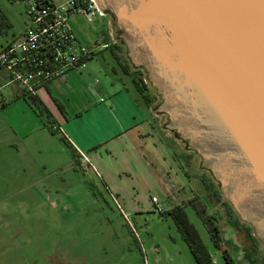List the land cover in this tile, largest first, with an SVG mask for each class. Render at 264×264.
<instances>
[{
  "label": "rangeland",
  "instance_id": "rangeland-1",
  "mask_svg": "<svg viewBox=\"0 0 264 264\" xmlns=\"http://www.w3.org/2000/svg\"><path fill=\"white\" fill-rule=\"evenodd\" d=\"M0 18L1 50L21 38L28 21L23 3L15 0H0ZM69 23L85 44L98 38L102 26L82 15ZM97 54L85 62L87 68L68 70L37 88L39 101L20 93L16 84L0 89V264H197L170 212L174 207L183 210L212 264H225L224 248L235 264H264V247L253 244L233 218L231 223L197 156L193 168L185 169L189 180L184 178L181 186L174 175H179L178 169L171 170L162 158L141 171H134L119 152L111 158L103 156L108 167L99 165L92 150L87 153L89 161L82 156L74 161L73 149L63 138V121L83 111L76 119L84 128L101 125L102 115L94 107L76 109H84L87 99L103 98L99 104L106 105L110 96L92 85L123 77L116 67L117 73L111 69L115 65L108 50ZM91 65L95 67L89 69ZM144 149L149 157L148 148ZM153 173L167 177L174 187L171 193L164 191L162 183L151 181ZM183 195V201L170 207ZM208 225L218 229L219 248ZM224 240L231 244L226 247Z\"/></svg>",
  "mask_w": 264,
  "mask_h": 264
},
{
  "label": "water",
  "instance_id": "water-1",
  "mask_svg": "<svg viewBox=\"0 0 264 264\" xmlns=\"http://www.w3.org/2000/svg\"><path fill=\"white\" fill-rule=\"evenodd\" d=\"M94 2L154 90L167 136L264 247V0Z\"/></svg>",
  "mask_w": 264,
  "mask_h": 264
},
{
  "label": "crops",
  "instance_id": "crops-1",
  "mask_svg": "<svg viewBox=\"0 0 264 264\" xmlns=\"http://www.w3.org/2000/svg\"><path fill=\"white\" fill-rule=\"evenodd\" d=\"M106 50L110 52L112 64L115 65L112 66L111 69L117 73V68L123 77H118L117 82L108 79V81L103 84L104 86L99 83L97 85H92L95 91L106 93L110 96V99L107 101L106 105L101 106L99 103L105 101L103 98L102 101H99V99L97 101L87 99L85 101L87 105H85L84 109L78 107L76 110L89 111L94 107L93 111L102 115L98 117V122L101 123V125L97 126L93 124L89 130L84 128L82 124L79 123V119H76L83 115V111L77 113L74 119H66L63 121L62 126L66 129L64 136L69 143L68 145L76 150L78 154L77 160H79V156L83 155L89 161L87 153L92 150V155L95 156V158H99L101 162H99L100 164L96 162V164L102 167L109 166L106 163L103 164V156L105 158H111L112 155L117 152L130 162L134 171H141L145 168L149 169V167L153 166L155 160L162 158L166 164H171L168 165L171 170L172 168L178 169L179 175H174L178 178L179 186H181L184 178L189 180V176L185 169L188 166L193 168L192 164H194V160L191 158L190 152L182 149V147L167 136L163 126L164 121L162 120V115L156 111H151L155 104L154 101L150 102L146 97L144 98V96H146L145 94L150 91L144 90L142 93L139 91V86L136 81L138 73L123 57V51L118 47H112ZM85 67L87 68L86 63L78 69H83ZM94 67L95 65H91L89 69H93ZM124 77L128 82L125 81ZM124 88H126L125 91ZM55 118L57 119V116ZM103 119L105 122L102 121ZM92 129H94L95 132H93ZM103 132H105L106 135H103ZM108 143L113 144L110 146ZM106 144H108L107 149L105 148ZM144 148H148L149 151L147 152L150 154L149 157L146 155ZM179 157L185 164L182 165ZM142 166L144 168H142ZM155 175L158 182L155 180ZM155 175L154 173L149 175L151 181L157 185L162 183L164 191L166 193H171L174 187H170L167 177H162L161 175L157 176L156 173ZM177 188L175 190H177ZM184 198L183 195L179 199L174 200V203L171 202L170 207H173L178 200L183 201Z\"/></svg>",
  "mask_w": 264,
  "mask_h": 264
},
{
  "label": "built area",
  "instance_id": "built-area-1",
  "mask_svg": "<svg viewBox=\"0 0 264 264\" xmlns=\"http://www.w3.org/2000/svg\"><path fill=\"white\" fill-rule=\"evenodd\" d=\"M15 1L23 3L28 23L19 40L0 50V89L16 84L20 93L36 97L37 88L53 78L81 68L103 50L120 46L108 16L102 14L94 0ZM76 15L102 25L97 39L88 44L81 42L69 23ZM151 201L158 204L155 196Z\"/></svg>",
  "mask_w": 264,
  "mask_h": 264
},
{
  "label": "trees",
  "instance_id": "trees-1",
  "mask_svg": "<svg viewBox=\"0 0 264 264\" xmlns=\"http://www.w3.org/2000/svg\"><path fill=\"white\" fill-rule=\"evenodd\" d=\"M1 25H3V19L2 18H0V27H1ZM118 48H120L123 51V57L129 63V61L127 60V58L125 56L124 47L122 45H120ZM135 71L138 73V78L136 79V81H137V85L139 86V91L141 93L144 90L145 91H147V90L150 91L149 93L145 94L146 96H144V98L146 97L147 100H149L150 102L156 100L157 96H156L154 90L151 89V87L149 88V84L144 82V80H143V78H144L143 77V72L140 69H135ZM22 94H27V93L22 91ZM31 97H33V96H31ZM33 98L37 99L36 97H33ZM50 117L53 119L51 114H50ZM50 129H52V127ZM51 131H53V129ZM63 138L66 141V143L69 144L67 142V140H66L64 135H63ZM72 149H73L74 161L77 162V152H76V150L74 148H72ZM191 153L193 154V152H191ZM208 177L210 179L211 184L215 185V188L213 189V194H214L215 198L222 202V204L225 207V211L227 212V214L231 218L234 219L235 224H238L239 227L241 226V227H243L246 230L247 237L249 238L250 241H252L253 244L261 245L257 241V239L253 236L251 228L248 225H246L245 223L241 222L239 220V218L236 216L235 212L231 209L230 205L226 201L221 199V195L219 193V190L216 187L217 184H215L216 182L213 181V178L211 176H209V175H208ZM201 181H202V183L204 185L209 187V184L204 179H201ZM170 212H172V214L174 213L173 215H174V218H175L176 225L180 229L182 238L186 242V244H187V246L189 248V251H190L194 261L197 264H212L208 252L206 251L204 245L202 244V242H201L197 232L193 228V226H191L188 223L186 215L183 212V210L180 207H174L173 209H171ZM198 212L202 213L203 210L202 209L201 210L198 209ZM210 225H208L207 227H208V231H209L211 240L214 243V245L219 248L220 241H218V229L216 228V226L212 225V227H211ZM224 243L226 244V247H227V246H229L231 244V241L230 240H224ZM221 252H222V257L224 259L225 264H235L231 254L228 252V250L226 248L222 249Z\"/></svg>",
  "mask_w": 264,
  "mask_h": 264
},
{
  "label": "flooded vegetation",
  "instance_id": "flooded-vegetation-1",
  "mask_svg": "<svg viewBox=\"0 0 264 264\" xmlns=\"http://www.w3.org/2000/svg\"><path fill=\"white\" fill-rule=\"evenodd\" d=\"M186 151H188V152H190L189 150H186ZM191 154V158H193V160H194V158L196 157V155L193 153H190ZM204 179H206V178H204ZM229 216V215H228ZM227 217V216H226ZM230 217V216H229ZM227 219H228V217H227ZM229 220L231 221V223H232V218L230 217L229 218ZM234 225V224H233Z\"/></svg>",
  "mask_w": 264,
  "mask_h": 264
}]
</instances>
